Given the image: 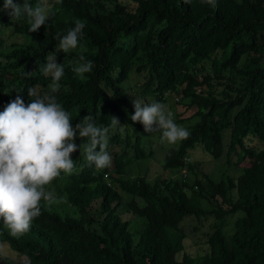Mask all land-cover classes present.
Returning <instances> with one entry per match:
<instances>
[{
	"label": "trees",
	"instance_id": "obj_1",
	"mask_svg": "<svg viewBox=\"0 0 264 264\" xmlns=\"http://www.w3.org/2000/svg\"><path fill=\"white\" fill-rule=\"evenodd\" d=\"M49 4L54 15L35 33L26 19L0 11V111L18 95L30 103L28 89L37 84L48 91L51 79L40 67L56 51L57 33L80 19L86 25L80 47L56 53L65 73L57 100L73 127L90 113L100 127L118 118L124 132H109V168L95 170L79 150L72 154L77 174L53 181L52 202L41 201L26 234L13 238L0 225V243L20 256L7 255L2 264H264V0H216L214 8L201 0ZM5 30L19 39L6 42ZM81 48L93 62L83 80L71 70ZM134 73L139 84L126 87ZM137 98L194 110L175 123L196 118L185 127L190 135L165 152L168 176L154 182L128 172L127 144L132 136L140 144L145 131L130 119ZM198 145L216 159L226 154L238 174L215 180L200 170L191 159ZM183 168L193 180L170 176ZM239 213L228 237L226 220ZM188 216L215 220L209 252L199 258L185 252L181 223Z\"/></svg>",
	"mask_w": 264,
	"mask_h": 264
},
{
	"label": "clouds",
	"instance_id": "obj_2",
	"mask_svg": "<svg viewBox=\"0 0 264 264\" xmlns=\"http://www.w3.org/2000/svg\"><path fill=\"white\" fill-rule=\"evenodd\" d=\"M201 2L216 7V0ZM0 11H8L13 21L26 19L31 33L37 32L54 15L49 0H37L35 6L29 0L22 3L4 0ZM85 26L77 19L66 34L57 33L56 51L50 52L46 57L47 63L40 67V72L51 79L48 91L41 93L37 84L28 89L30 103L25 105L18 95L0 111V225L16 239L26 234L33 220L41 215V201L52 202L55 196L53 181L62 173L77 174L78 168L71 158L74 152L79 150L88 166L95 170L109 168L112 162L108 151L109 132L117 128L121 134L124 132L118 118L113 116L109 126L100 127L90 113L73 127L71 113L57 100L56 94L61 89L60 82L65 73L64 65L56 62V53L67 54L80 47ZM83 53L81 48L78 59L71 66L72 72L81 80L93 68V62ZM132 104L135 111L130 119L133 123L142 124L147 133L159 132L162 144L176 145L190 135L186 128L175 123L173 113L164 103H145L137 98L132 100ZM77 136L85 142L77 145ZM132 152V157L141 154L138 159L147 154L142 150ZM134 168L130 166V172ZM188 173V169L183 168L170 176L187 178ZM147 174L141 169L137 175L132 173L133 176L145 177ZM3 247L6 249L0 251V264L6 263L7 255L20 257L7 245Z\"/></svg>",
	"mask_w": 264,
	"mask_h": 264
},
{
	"label": "rangeland",
	"instance_id": "obj_3",
	"mask_svg": "<svg viewBox=\"0 0 264 264\" xmlns=\"http://www.w3.org/2000/svg\"><path fill=\"white\" fill-rule=\"evenodd\" d=\"M3 35L6 39V42L8 43L19 39V36L13 34L10 30H5ZM137 84H139V77L134 73L125 85L126 87L133 88ZM165 105L173 113V118L180 121L181 119H188L194 113V110H183V107L181 105H176L172 100H170L169 104L166 103ZM177 113L179 114V116L176 115ZM195 120L196 118L192 117L189 121L187 120L185 122H178L177 124L185 128L187 124H192L195 122ZM139 135H141L140 144L135 145V136H132V141L130 142V144H127V149L132 160L130 166L131 168L136 167L131 170V174L133 173L134 175H137L139 169L145 170L147 173H149L146 176L151 182H154L158 178L167 177L168 173L163 169L162 164L164 162L166 150L173 145L162 144L160 142L161 134L159 132L150 134L143 131ZM229 140V132H227V134L225 135L226 150L228 148ZM255 144L259 145L257 140L255 141ZM140 145H142L141 150L145 151L147 155L142 156L140 159H136L134 163L135 159L134 157H132V155L134 154L132 151L140 152ZM152 151L154 152L153 155L151 154ZM191 159L195 163L198 162L199 169L210 174L211 177H213L215 180H220L223 176H226V174L229 173L232 175L238 174L236 169L230 167L227 164L226 154H224L220 159H216L211 154H208L201 147V145H198L191 151ZM128 172H130V170H128ZM180 176L182 177V174ZM188 177L193 180L194 173L189 172ZM241 215L242 214L239 213L231 215L227 218L226 224L224 225V231L228 237L234 230V223L236 219ZM127 217L131 218L134 221V215H132L131 213L127 214ZM214 222L215 220L213 217H202L199 219L196 216H188L183 220V222L181 223V228L186 233V238L184 239L186 253L194 256L195 258H199L209 252V245L207 244V234L212 231V225L214 224ZM134 223L136 224L137 221H135ZM2 245L3 244L0 243V251L6 249V247L2 248ZM183 254L184 252L180 254V257H182Z\"/></svg>",
	"mask_w": 264,
	"mask_h": 264
}]
</instances>
